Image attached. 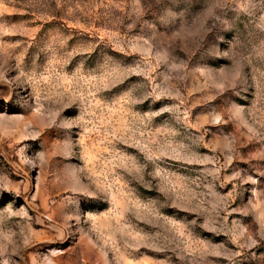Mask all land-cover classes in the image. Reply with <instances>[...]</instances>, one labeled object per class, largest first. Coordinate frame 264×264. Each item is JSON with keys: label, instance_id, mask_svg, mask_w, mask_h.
Returning <instances> with one entry per match:
<instances>
[{"label": "rangeland", "instance_id": "obj_1", "mask_svg": "<svg viewBox=\"0 0 264 264\" xmlns=\"http://www.w3.org/2000/svg\"><path fill=\"white\" fill-rule=\"evenodd\" d=\"M0 264H264V0H0Z\"/></svg>", "mask_w": 264, "mask_h": 264}]
</instances>
